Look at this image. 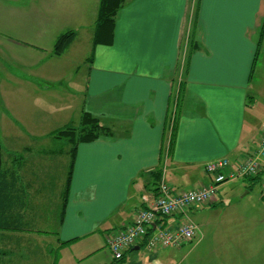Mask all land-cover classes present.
<instances>
[{"label": "crops", "instance_id": "crops-1", "mask_svg": "<svg viewBox=\"0 0 264 264\" xmlns=\"http://www.w3.org/2000/svg\"><path fill=\"white\" fill-rule=\"evenodd\" d=\"M3 6L10 22L0 24V54L30 74L0 68V98L11 113L0 142L22 221L0 230V264H83L107 247L110 234L132 225L160 181L175 192L210 186L208 164L228 160L235 168L258 149L264 0H125L98 40L101 0ZM69 31L76 41L54 56L57 39ZM80 31L90 33L86 53L78 48ZM84 112L114 135L78 147L69 184L70 144L51 134L79 126ZM263 181L264 171L234 185L252 191ZM229 183L189 217L218 208L230 196ZM182 220L163 224L174 228ZM145 243L111 264L137 257Z\"/></svg>", "mask_w": 264, "mask_h": 264}, {"label": "rangeland", "instance_id": "rangeland-1", "mask_svg": "<svg viewBox=\"0 0 264 264\" xmlns=\"http://www.w3.org/2000/svg\"><path fill=\"white\" fill-rule=\"evenodd\" d=\"M5 2L6 0H0L2 25L10 22L8 14H1V8L8 7L3 6ZM24 16L22 14L20 18L22 23L27 22L24 21ZM89 34L88 31H80L82 41L78 48H81L82 53L89 49L90 39L87 41ZM22 55L27 57L24 51ZM0 57V61L2 60L0 68L4 69L6 75L16 72L26 77L30 74L28 66L24 65L23 70L17 71L11 62L12 56L10 57L8 53L0 54ZM259 106L256 112L264 116V97L260 99ZM7 113L11 114L3 107L0 98V140L7 130L5 119ZM234 183L226 185L227 194L230 193V196H227L218 208L208 211L206 215L203 213V216L190 217L200 228L199 241L182 248L159 250L156 254L142 249L137 257L129 258L125 264H264V197L260 184H256L252 191H248L243 185L239 188ZM98 260L113 263L114 258L108 247L101 248L97 256L89 257L81 263L94 264Z\"/></svg>", "mask_w": 264, "mask_h": 264}, {"label": "built area", "instance_id": "built-area-1", "mask_svg": "<svg viewBox=\"0 0 264 264\" xmlns=\"http://www.w3.org/2000/svg\"><path fill=\"white\" fill-rule=\"evenodd\" d=\"M206 173L214 176L210 186L190 191H173L165 181H160L157 192L143 197L144 208L134 217L132 225L110 234L107 247L116 261H122L125 255L146 240L149 252L182 248L195 243L201 236L200 228L191 221L189 211L207 206L216 200L220 186L240 180L255 179L264 171V133L258 149L235 168L228 160L208 164ZM264 197V181L261 184ZM181 216L177 227L166 228L163 220Z\"/></svg>", "mask_w": 264, "mask_h": 264}, {"label": "trees", "instance_id": "trees-1", "mask_svg": "<svg viewBox=\"0 0 264 264\" xmlns=\"http://www.w3.org/2000/svg\"><path fill=\"white\" fill-rule=\"evenodd\" d=\"M124 3L125 0H101L100 12L96 22L97 40L100 38V34H103L114 27L115 19ZM76 39L77 34L73 31L61 35L54 46V56L61 57L64 55L74 44ZM113 135V131L110 127L105 126L99 119L86 112L82 114L79 126L76 127L69 125L51 134L52 138L64 140L70 144L71 165L69 184L72 178L78 147L81 144L93 143L101 138L111 137ZM3 156L4 151L0 142V230L18 229L22 227V225L20 226L22 221L19 218L21 202L14 196V183L11 179V182L8 179V174L4 168Z\"/></svg>", "mask_w": 264, "mask_h": 264}, {"label": "water", "instance_id": "water-1", "mask_svg": "<svg viewBox=\"0 0 264 264\" xmlns=\"http://www.w3.org/2000/svg\"><path fill=\"white\" fill-rule=\"evenodd\" d=\"M136 250H139V248H135Z\"/></svg>", "mask_w": 264, "mask_h": 264}]
</instances>
